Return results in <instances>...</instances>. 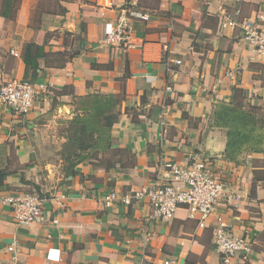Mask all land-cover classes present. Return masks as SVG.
<instances>
[{"label": "crops", "instance_id": "crops-1", "mask_svg": "<svg viewBox=\"0 0 264 264\" xmlns=\"http://www.w3.org/2000/svg\"><path fill=\"white\" fill-rule=\"evenodd\" d=\"M14 10L0 16V86L16 79L48 92L26 116L0 105V264H220L213 217L200 228L184 207L163 220L151 218L148 198L102 202L194 157L240 197L220 212L250 246L248 260L233 263L264 264V59L240 28L264 12V0H18ZM123 10L148 17L131 20L133 47L97 45ZM30 42L46 56L25 76ZM88 96L118 101V119L106 149L75 160L70 122ZM231 103L260 122L255 149L233 160L228 130L215 121ZM28 193L44 198V220L18 226L3 201Z\"/></svg>", "mask_w": 264, "mask_h": 264}, {"label": "built area", "instance_id": "built-area-1", "mask_svg": "<svg viewBox=\"0 0 264 264\" xmlns=\"http://www.w3.org/2000/svg\"><path fill=\"white\" fill-rule=\"evenodd\" d=\"M133 18L146 21V15L134 11L123 10L116 24L105 28L104 36L97 45L129 49L131 42V20ZM234 26V23H229ZM242 39L261 59H264V12L253 21L240 25ZM174 63L180 64L176 60ZM170 91V88H166ZM48 92L45 83L32 84L24 80H9L0 86V105L9 107L20 116L32 108L34 102ZM162 179L156 180L150 187L126 194L110 192L102 202L109 207L114 203L124 206L140 203L148 198L151 218L169 220L179 207H184L188 217L197 220V226L205 228L211 217L214 219L212 238L214 249L220 256V264H234V260L244 263L248 260L250 246L243 237H236L229 231L220 212L235 208L239 196L213 169L206 158H191L185 165L167 163ZM12 208L13 220L18 226H26L44 220L42 206L44 198L36 193H28L17 199L3 201ZM14 250V244L8 247ZM166 261L163 264H172Z\"/></svg>", "mask_w": 264, "mask_h": 264}, {"label": "trees", "instance_id": "trees-1", "mask_svg": "<svg viewBox=\"0 0 264 264\" xmlns=\"http://www.w3.org/2000/svg\"><path fill=\"white\" fill-rule=\"evenodd\" d=\"M18 0H3L0 16L8 19L15 13L14 7ZM73 53L67 59H71ZM43 46L32 42L26 43L22 52V60L25 65V76L31 70L38 69V61L45 58ZM66 62V61H65ZM79 103L80 109L85 113L77 116L70 122L69 130L73 133L72 151L75 160L83 156H93L95 152L106 149L110 144L109 130L117 121L118 115L115 107L118 101L113 98L88 96ZM215 121L218 125L227 128L228 145L227 158L233 160L238 155L255 149L257 143V126L259 118L253 112H245L241 105L227 104L219 108ZM262 126V127H261ZM264 124L260 125V129ZM69 153V152H68ZM74 167V163L71 168Z\"/></svg>", "mask_w": 264, "mask_h": 264}, {"label": "rangeland", "instance_id": "rangeland-1", "mask_svg": "<svg viewBox=\"0 0 264 264\" xmlns=\"http://www.w3.org/2000/svg\"><path fill=\"white\" fill-rule=\"evenodd\" d=\"M258 113L260 114L261 113V111L259 112L258 111ZM72 139H73V133H71L70 135H69V141H68V144H66V145H68V146H70L71 145V147H72ZM61 153H63V151H61ZM74 153V152H73ZM59 154H60V151H59Z\"/></svg>", "mask_w": 264, "mask_h": 264}]
</instances>
